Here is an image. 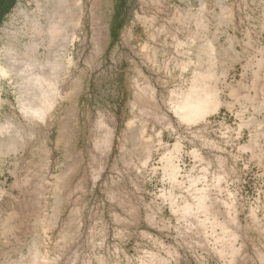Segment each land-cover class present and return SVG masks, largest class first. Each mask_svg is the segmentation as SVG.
I'll return each mask as SVG.
<instances>
[{
  "label": "rangeland",
  "instance_id": "obj_1",
  "mask_svg": "<svg viewBox=\"0 0 264 264\" xmlns=\"http://www.w3.org/2000/svg\"><path fill=\"white\" fill-rule=\"evenodd\" d=\"M37 3L0 27V264H264V0H67L30 122L8 52Z\"/></svg>",
  "mask_w": 264,
  "mask_h": 264
},
{
  "label": "bare ground",
  "instance_id": "obj_2",
  "mask_svg": "<svg viewBox=\"0 0 264 264\" xmlns=\"http://www.w3.org/2000/svg\"><path fill=\"white\" fill-rule=\"evenodd\" d=\"M41 2L44 9L37 3L34 12L22 14L24 26L12 34V48L8 52L9 69L20 81L19 112L30 122H42L46 113L51 110L55 98L57 69L61 67L66 71L69 62L67 53L70 44L71 6L67 0ZM58 57L61 59L60 64H57ZM188 102L183 107L186 113L195 107L194 101ZM3 128L4 126L0 127V133Z\"/></svg>",
  "mask_w": 264,
  "mask_h": 264
},
{
  "label": "trees",
  "instance_id": "obj_3",
  "mask_svg": "<svg viewBox=\"0 0 264 264\" xmlns=\"http://www.w3.org/2000/svg\"><path fill=\"white\" fill-rule=\"evenodd\" d=\"M125 0H121V7ZM16 0H0V27Z\"/></svg>",
  "mask_w": 264,
  "mask_h": 264
}]
</instances>
